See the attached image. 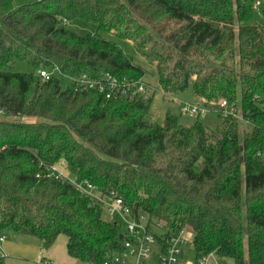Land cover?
Here are the masks:
<instances>
[{"label": "trees", "instance_id": "obj_1", "mask_svg": "<svg viewBox=\"0 0 264 264\" xmlns=\"http://www.w3.org/2000/svg\"><path fill=\"white\" fill-rule=\"evenodd\" d=\"M9 1L0 0V10ZM257 17L264 18V0H34L0 15V234L33 236L46 249L64 236L79 263L126 252L121 223L100 205L70 183L37 177L40 163L64 164L73 178L115 191L134 215H147L150 230L166 229L159 241L188 228L197 257L215 252L233 264H264V24ZM74 20L98 31L80 35L68 28ZM101 32L131 42L156 66L165 94L190 91L220 126L186 127L170 112L159 125L141 95L76 92L65 77H142ZM17 61L36 72H12ZM222 100L240 119L222 115ZM22 116L42 122L25 125ZM240 120L252 126L243 136Z\"/></svg>", "mask_w": 264, "mask_h": 264}, {"label": "built area", "instance_id": "obj_2", "mask_svg": "<svg viewBox=\"0 0 264 264\" xmlns=\"http://www.w3.org/2000/svg\"><path fill=\"white\" fill-rule=\"evenodd\" d=\"M259 3H257L258 5ZM60 74V73H59ZM42 81H48L51 78V73L46 70L39 72ZM73 89L78 92L96 89L99 93L105 96L106 99L123 97L130 94L143 96L146 93V85L140 80H131L128 77H117L111 73H103L100 79H91L86 75L79 78H69ZM219 107L222 110V115L228 117L234 115L240 118L239 113L233 107H229L226 100L219 102ZM183 113L192 116H202L210 109L199 105L186 103L182 105ZM39 167L44 169L43 172L37 174L38 178L54 179L62 183H70L76 187L83 195L89 197L93 204L100 205L110 221L116 223L123 222L125 224L124 238L126 252L123 254H115L107 259L103 264H149L153 247H158V264H178L179 257L186 246L193 245L194 233L186 228L175 231L169 236L164 237L159 241L157 235L167 233L162 227L160 230L152 226L153 230L149 229V219L147 215H134L131 207L118 196L115 191L106 193L100 192L98 188L89 181H80L73 178L70 174L64 171L63 167L58 165L47 166L40 163ZM159 231L156 233L155 231ZM5 240V236L0 235V242ZM44 264H50L49 261H44ZM78 264H95L92 262ZM184 264H228L226 260L220 259L215 252L199 256L197 262H185Z\"/></svg>", "mask_w": 264, "mask_h": 264}, {"label": "rangeland", "instance_id": "obj_3", "mask_svg": "<svg viewBox=\"0 0 264 264\" xmlns=\"http://www.w3.org/2000/svg\"><path fill=\"white\" fill-rule=\"evenodd\" d=\"M34 0H11L8 2V4L0 10V15H2L5 12H8L10 10L15 9L16 7L23 5L27 2H31ZM257 22L260 24H264V18L262 17H257L256 18ZM68 28L71 29L72 31L80 34V35H92L98 31V28L95 24L89 23L83 20H74L71 23L68 24ZM113 32V31H112ZM114 33V32H113ZM102 37H104L107 40H110L117 44L126 55L130 56L133 58V62L135 65L139 66L142 71V77L140 81H142L146 85V93L143 94V99L144 100H151V121L159 124V125H164L165 120H166V115L168 112L176 115L180 119V123L183 126L189 127L194 125L197 121L201 122L204 124L208 129L210 130H215L218 126H220L222 120L219 118L218 114L216 112L210 111L207 112L206 114L196 117L192 116L187 113H183L181 110L182 105L189 103V104H199L201 105L202 102L200 100H196L190 91H186L184 93H181L179 95H169L165 94L162 90V88L159 85L157 74H156V66L150 64L147 62L145 59H143L134 46L132 45L131 42L127 40L120 39L110 33L106 32H101L100 33ZM12 72L15 73H35L36 71L32 69L30 66H28L25 62L23 61H17L14 66L10 69ZM41 70H39L40 72ZM47 71V70H46ZM66 82H70L67 77L64 78ZM71 83V82H70ZM203 106V105H202ZM239 116H241L239 114ZM240 119V118H239ZM4 120L3 116L0 115V121ZM10 122L12 120L8 119ZM7 121V120H6ZM19 123L25 124V125H36L42 122L41 117L37 116H22L17 119ZM239 130L241 136L246 134L247 132H250L252 130V126L249 125L247 122H244L243 120L239 121ZM60 167L64 168V171L68 173L67 168L65 167L64 164L58 165ZM69 174V173H68ZM105 218L109 220L108 216L105 214ZM121 223V231L124 233L125 232V224L123 222ZM158 233V231H155ZM2 235L7 236L8 241L13 242L15 241L14 239L16 237H19V239H35L32 236H25V235H19L14 233L12 230H7L2 232ZM17 235V236H16ZM158 247L154 246L153 247V252L149 261V264H158ZM26 249H20L19 247H16L12 249L13 254L17 255H12V256H24V252ZM1 255V253H0ZM199 257H197L194 248L192 245L186 246L183 251L181 256L179 257V262L178 264H184L185 262H197ZM31 260L32 264H35L32 258H28ZM228 264H233L232 261L226 260Z\"/></svg>", "mask_w": 264, "mask_h": 264}, {"label": "crops", "instance_id": "obj_4", "mask_svg": "<svg viewBox=\"0 0 264 264\" xmlns=\"http://www.w3.org/2000/svg\"><path fill=\"white\" fill-rule=\"evenodd\" d=\"M34 238L35 239H19V237H16L14 239L15 241L10 242L8 241L7 236H5V240L0 242V256L5 258L6 264H32L31 260L28 258H32L35 264H44V261H49L50 264L79 263L77 260L71 258L68 255V240L66 237L60 236L57 241L47 249L43 248V243L41 240L36 237ZM16 247H19L20 249H26V251H23L24 256H12L17 255L13 254L12 252V249Z\"/></svg>", "mask_w": 264, "mask_h": 264}, {"label": "water", "instance_id": "obj_5", "mask_svg": "<svg viewBox=\"0 0 264 264\" xmlns=\"http://www.w3.org/2000/svg\"><path fill=\"white\" fill-rule=\"evenodd\" d=\"M123 238H124V235H123V234H121V235H120V239H123Z\"/></svg>", "mask_w": 264, "mask_h": 264}]
</instances>
